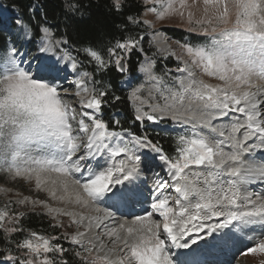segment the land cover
<instances>
[{
  "label": "snow or ice",
  "instance_id": "1",
  "mask_svg": "<svg viewBox=\"0 0 264 264\" xmlns=\"http://www.w3.org/2000/svg\"><path fill=\"white\" fill-rule=\"evenodd\" d=\"M90 11L86 0L0 4V178L30 193L0 204V264L264 254V0H106V23L81 37ZM175 18L203 42L176 41L178 56L156 32L148 55L139 30ZM169 57L176 68L158 66ZM112 70L130 78L97 79ZM120 103L123 123L105 112ZM29 212L47 228L25 227Z\"/></svg>",
  "mask_w": 264,
  "mask_h": 264
},
{
  "label": "rangeland",
  "instance_id": "2",
  "mask_svg": "<svg viewBox=\"0 0 264 264\" xmlns=\"http://www.w3.org/2000/svg\"><path fill=\"white\" fill-rule=\"evenodd\" d=\"M0 4L4 5V6H10L8 5L5 0H0ZM194 11L196 12L197 17H199V15L201 14L200 12V6L198 5ZM147 18H151V16L147 17ZM189 25L182 21L179 18H175V19H167L163 22H158L156 25V29L155 30H150L149 32V37L147 40V45L149 47L148 41L152 38L153 35H155L156 32H159V36H157V40L158 42H160L162 47H167L170 46L172 50H174L178 56L183 55V50L179 48V46L176 44V41H178L179 39L176 38L174 35L170 34L168 32V29H177L175 31H177L178 33L183 35V39L180 41H192V42H203L204 38L200 37L199 41H197V38L195 36L194 33L190 32L189 29ZM165 44V45H164ZM145 46V45H144ZM156 51V47L155 45H153L152 47L149 48L148 50V55H152L153 52ZM185 59H187V57H184ZM143 62V59L140 63ZM167 65L170 68H176L177 65L179 64V61L175 59V57H169L167 60H163L162 58L160 60H158V66H162V65ZM138 76H141V83L144 82V78H143V74L140 73L139 71H137L135 73ZM75 77L70 76L69 77V81L71 82ZM130 78L129 76H124L121 80H120V85L121 82L125 79ZM97 79H99V76H97ZM67 86V84H66ZM126 89V88H125ZM127 90V89H126ZM70 91H72V89H70ZM115 113H122V115H119L118 118L121 119V121L123 119H125L126 117V113L124 111H122L121 109H117L114 111H111L110 114H115ZM123 123V122H122ZM165 126H171L170 124H162L161 127H165ZM166 128V127H165ZM159 130V129H157ZM148 183H149V188L152 187V178L149 175L148 176ZM0 186L3 187H10L13 188V192H10L8 194L7 197H5L3 195V193H0V196H2L5 200L7 199H15V192L16 191H20L23 192L24 195H29L30 193L28 191H26L23 187H21L19 184L13 185L11 182H6V180L4 178H0ZM255 186H249V190L250 191H258L259 189ZM41 198H43V194H41ZM37 211H39V209H37ZM65 220V222H67V218H63ZM69 231H72V229H70ZM234 258V256H233ZM261 261H264V254H250L248 257H244V256H235V263L238 264H260ZM209 264H212V261H208ZM231 260H229L228 264H231ZM224 264V262H219L216 264Z\"/></svg>",
  "mask_w": 264,
  "mask_h": 264
},
{
  "label": "trees",
  "instance_id": "3",
  "mask_svg": "<svg viewBox=\"0 0 264 264\" xmlns=\"http://www.w3.org/2000/svg\"><path fill=\"white\" fill-rule=\"evenodd\" d=\"M5 2L8 5H13V4L17 3L18 0H5ZM25 2H27V0H25ZM86 2L91 3L90 13H86L83 18L79 19L75 23V26L79 29V35L81 37L92 36L95 33V30L97 28H99L102 24L106 23L105 17H104V4H105L106 0H86ZM175 30H177V29H175ZM175 30L174 29H168V32L170 34L174 35L179 40H182L183 35L178 33L177 32L178 30L177 31H175ZM139 31L145 37V41H144L145 48L149 50V47L147 45V40L149 37L150 30L145 31L144 28H141ZM134 34L135 33H133V35ZM116 38L120 39L119 33H116ZM142 59H143V55L133 56L132 61H131L132 66H134L138 69L139 64L142 61ZM97 76H99V79H101L102 81H105V82L114 81L115 84H117V85H120V80L124 77V76L120 75L119 73H117L115 70H112V71L104 74L103 77H101L100 74H97ZM117 94L124 97L127 95V90L125 89L124 91H120L119 88H117ZM117 109H121L122 111H124L126 113L125 119L128 117V114L130 112V105L128 103H120L118 105V107L107 108L105 110L106 116L108 114H110L111 111H114ZM125 119H123L122 122H124ZM165 147L167 148V142L166 141H165ZM4 201H5V199L2 196H0V204H3ZM26 219L28 220V223L25 224V227H31L34 229H46L47 228V225H48L47 218H41V217H38V216L32 214L31 212H29V215L26 217ZM62 243H64L66 247L68 246L66 241H62Z\"/></svg>",
  "mask_w": 264,
  "mask_h": 264
},
{
  "label": "bare ground",
  "instance_id": "4",
  "mask_svg": "<svg viewBox=\"0 0 264 264\" xmlns=\"http://www.w3.org/2000/svg\"><path fill=\"white\" fill-rule=\"evenodd\" d=\"M165 127L170 128L171 126H165ZM146 178H148V176ZM148 187H149V183H148ZM135 211L140 212L141 209L137 207ZM233 256H236V249L232 247H226L224 250L213 249L209 251L205 256H203L202 259L207 261H212V264H216L219 262H224V264H228L229 260L232 261L231 264H238L235 263V259L233 258Z\"/></svg>",
  "mask_w": 264,
  "mask_h": 264
}]
</instances>
